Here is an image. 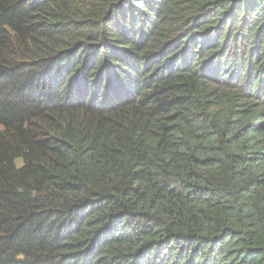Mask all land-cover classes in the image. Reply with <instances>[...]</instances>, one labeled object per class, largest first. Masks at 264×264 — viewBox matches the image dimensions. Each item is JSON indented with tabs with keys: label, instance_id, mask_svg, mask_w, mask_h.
Wrapping results in <instances>:
<instances>
[{
	"label": "trees",
	"instance_id": "16d2710c",
	"mask_svg": "<svg viewBox=\"0 0 264 264\" xmlns=\"http://www.w3.org/2000/svg\"><path fill=\"white\" fill-rule=\"evenodd\" d=\"M0 126V264H264V0H0Z\"/></svg>",
	"mask_w": 264,
	"mask_h": 264
},
{
	"label": "rangeland",
	"instance_id": "374dc122",
	"mask_svg": "<svg viewBox=\"0 0 264 264\" xmlns=\"http://www.w3.org/2000/svg\"><path fill=\"white\" fill-rule=\"evenodd\" d=\"M0 129H1V126H0ZM15 163H16L17 166H19L22 162H21L20 159H17V160L15 161Z\"/></svg>",
	"mask_w": 264,
	"mask_h": 264
}]
</instances>
